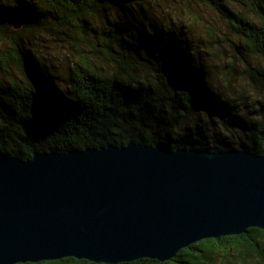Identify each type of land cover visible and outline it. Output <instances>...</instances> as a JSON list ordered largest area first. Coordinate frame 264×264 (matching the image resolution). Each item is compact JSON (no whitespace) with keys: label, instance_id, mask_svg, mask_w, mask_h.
Wrapping results in <instances>:
<instances>
[{"label":"trees","instance_id":"trees-1","mask_svg":"<svg viewBox=\"0 0 264 264\" xmlns=\"http://www.w3.org/2000/svg\"><path fill=\"white\" fill-rule=\"evenodd\" d=\"M154 1L163 2L0 0V153L30 159L129 141L263 153L264 0H184L209 6L232 32L210 29V40L151 17ZM53 26L81 57L64 84L30 46V34ZM239 76L255 100L233 92ZM116 264H264V229L204 239L167 261Z\"/></svg>","mask_w":264,"mask_h":264},{"label":"water","instance_id":"water-1","mask_svg":"<svg viewBox=\"0 0 264 264\" xmlns=\"http://www.w3.org/2000/svg\"><path fill=\"white\" fill-rule=\"evenodd\" d=\"M251 227L264 229V152L129 141L0 153V264L167 261Z\"/></svg>","mask_w":264,"mask_h":264},{"label":"rangeland","instance_id":"rangeland-1","mask_svg":"<svg viewBox=\"0 0 264 264\" xmlns=\"http://www.w3.org/2000/svg\"><path fill=\"white\" fill-rule=\"evenodd\" d=\"M147 7L151 17L157 18L160 23L165 25L185 29L193 34L195 40L200 38L210 40L211 37L208 34L210 29L218 35L232 33L209 6L198 2L163 0V2H151ZM94 21L100 22V18L94 19ZM60 31L61 29L53 26L51 30L45 29L39 33H32L29 38L31 48L44 66L60 76L64 84L69 80L71 70H74L80 63L81 57L76 46L71 44V37L65 36L63 32L61 34ZM224 62L226 63V61ZM15 73L20 75L18 72ZM0 76L6 78L1 70ZM233 81V85L235 84L232 86L233 88L231 87L233 92L237 93L240 90L246 91L247 94L251 92L252 99L250 100L256 99L255 96L258 94L246 89L241 76Z\"/></svg>","mask_w":264,"mask_h":264}]
</instances>
